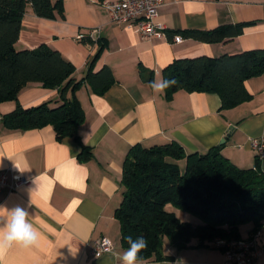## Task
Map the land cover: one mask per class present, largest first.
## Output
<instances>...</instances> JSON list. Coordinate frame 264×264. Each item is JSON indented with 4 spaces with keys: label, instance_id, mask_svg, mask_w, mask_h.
Returning <instances> with one entry per match:
<instances>
[{
    "label": "crops",
    "instance_id": "0c3cea01",
    "mask_svg": "<svg viewBox=\"0 0 264 264\" xmlns=\"http://www.w3.org/2000/svg\"><path fill=\"white\" fill-rule=\"evenodd\" d=\"M112 1L117 0H63V19L40 18L31 6L24 15L17 50L48 44L76 67L74 78L80 81L100 42H106L94 72L109 67L115 83L104 94H96L89 85L77 93L85 114L78 136L92 153L88 162L80 160V145L72 138L58 140L52 126L7 129L2 117L17 103H0V170L9 169L14 178L31 182L16 192L0 191V206L26 209L39 232L35 246L9 250L3 264H119L113 252L126 249L115 211L125 191L124 160L137 144L150 148L177 142L187 154L222 147V154L238 168H255L258 153L252 141L264 137V74L246 82L252 99L227 111H220L222 102L216 94L179 91L167 101L164 91L154 93L150 83L163 79V70L175 60L264 50V0H167L158 18L166 32L249 25L241 36L212 44L144 38L111 21L103 3ZM145 73L153 81L144 78ZM59 100L57 89L36 83L22 90L18 103L31 108L45 102L58 106ZM261 168L264 173V160ZM239 233L242 239L251 238L254 224L241 226ZM104 237L114 250L95 258L91 248ZM210 245L178 251L169 244L164 254L173 261L143 264H223L224 253ZM260 247L263 255L257 264H264V233Z\"/></svg>",
    "mask_w": 264,
    "mask_h": 264
},
{
    "label": "trees",
    "instance_id": "16d2710c",
    "mask_svg": "<svg viewBox=\"0 0 264 264\" xmlns=\"http://www.w3.org/2000/svg\"><path fill=\"white\" fill-rule=\"evenodd\" d=\"M29 6L40 18H64L63 0H0V103H17L11 113L2 117V123L7 129L23 131L52 126L58 140L74 139L82 150L80 160L88 162L92 153L78 136L85 114L77 93L89 85L96 94H104L115 83L109 67L94 72L107 43L100 42L85 78L77 81L76 67L48 44L34 50L16 49ZM248 26L173 31L167 32V37L179 35L203 43H223L241 36ZM263 74L264 50L175 60L162 72L164 80L174 82L164 90V97L171 101L179 91L216 94L222 102L220 111L232 110L252 99L246 82ZM144 78L153 81L151 74L145 73ZM36 83L57 89L60 104L45 102L22 107L18 103L20 93ZM221 151L222 147H216L206 154H187L177 142L150 148L133 146L124 160L125 191L115 211L122 247L128 248V236H143L148 244L138 254L142 261H173L174 257L164 254L165 237L170 246L182 251L206 247L217 238L239 239V228L250 223L255 232L259 230L264 222L261 160L256 159L254 169H240ZM182 161L186 162L184 170L179 164ZM169 205L193 214L203 225L194 227L181 221L168 210ZM194 239L198 240L196 246L191 245Z\"/></svg>",
    "mask_w": 264,
    "mask_h": 264
},
{
    "label": "built area",
    "instance_id": "2783aa9c",
    "mask_svg": "<svg viewBox=\"0 0 264 264\" xmlns=\"http://www.w3.org/2000/svg\"><path fill=\"white\" fill-rule=\"evenodd\" d=\"M167 0H117L104 2L103 7L110 15L113 23L124 25L135 31L144 38L167 37L166 27L158 21L160 9L165 6ZM78 37V40H81ZM182 37L176 35L173 40L181 42ZM252 147L257 151L258 158L264 160V137L261 140L252 141ZM29 179L14 178L10 170H0V191L8 189L9 192H16L21 187L30 184ZM264 233L263 226L257 230L251 238L223 239L217 238L211 245L224 253L223 264H257L263 255L260 247V239ZM113 243L108 238L98 239L91 248L95 258L104 254L112 253Z\"/></svg>",
    "mask_w": 264,
    "mask_h": 264
},
{
    "label": "clouds",
    "instance_id": "9594fccd",
    "mask_svg": "<svg viewBox=\"0 0 264 264\" xmlns=\"http://www.w3.org/2000/svg\"><path fill=\"white\" fill-rule=\"evenodd\" d=\"M173 81L161 79L150 83L154 93H162ZM29 213L22 207L9 209L0 206V264H3L5 253L13 248L30 249L39 239V232L28 219ZM128 248L113 252L119 264H143L139 253L147 247L148 241L143 236L127 238Z\"/></svg>",
    "mask_w": 264,
    "mask_h": 264
},
{
    "label": "rangeland",
    "instance_id": "374dc122",
    "mask_svg": "<svg viewBox=\"0 0 264 264\" xmlns=\"http://www.w3.org/2000/svg\"><path fill=\"white\" fill-rule=\"evenodd\" d=\"M179 164H180L182 170H184L186 162L182 161ZM168 210L170 212H173L181 221L190 223L194 227H198V226L203 225L202 221L198 217L194 216L193 214H191L189 212L182 211V210H180V209H178V208H176V207H174L172 205L168 206ZM164 243H165L164 246L169 245V240L167 239V237H165ZM192 244L193 245H196V244L198 245V240L194 239L192 241Z\"/></svg>",
    "mask_w": 264,
    "mask_h": 264
},
{
    "label": "water",
    "instance_id": "95a60500",
    "mask_svg": "<svg viewBox=\"0 0 264 264\" xmlns=\"http://www.w3.org/2000/svg\"><path fill=\"white\" fill-rule=\"evenodd\" d=\"M97 36V32H94L93 34H92V37L94 38V37H96ZM223 143H224V141H223ZM222 143V144H223Z\"/></svg>",
    "mask_w": 264,
    "mask_h": 264
}]
</instances>
